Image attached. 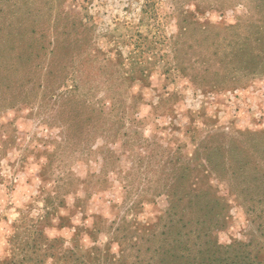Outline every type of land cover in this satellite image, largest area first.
Returning a JSON list of instances; mask_svg holds the SVG:
<instances>
[{
  "label": "rangeland",
  "instance_id": "rangeland-1",
  "mask_svg": "<svg viewBox=\"0 0 264 264\" xmlns=\"http://www.w3.org/2000/svg\"><path fill=\"white\" fill-rule=\"evenodd\" d=\"M190 159L264 252V0H0V260L134 264Z\"/></svg>",
  "mask_w": 264,
  "mask_h": 264
},
{
  "label": "trees",
  "instance_id": "trees-1",
  "mask_svg": "<svg viewBox=\"0 0 264 264\" xmlns=\"http://www.w3.org/2000/svg\"><path fill=\"white\" fill-rule=\"evenodd\" d=\"M212 158L205 159L211 170ZM198 166H203L200 161L185 160L182 166L185 173L177 176L176 181L180 182V178L185 177L186 182L179 190L168 189L165 192L169 198L166 212L170 218L162 225L164 229L156 232L145 227L141 229L142 233L150 230L151 234L136 236L131 240L136 252L133 255L134 264H264V252L253 244V238L229 244H220L214 238V233L224 226L228 203L224 198L225 203H222L221 197L208 196L212 186L199 174ZM201 201H205V204L198 209L197 205ZM199 211L203 212L202 216L197 213ZM55 241L57 238L50 239L41 233L37 242L33 240L37 251L36 264H45L41 254L48 253L53 258L51 264L96 263L88 251H82L84 254L77 253L76 249H69L66 253L55 251ZM149 241L154 243V248L146 246ZM118 260H122V255ZM24 261L11 257L9 260H0V264H23Z\"/></svg>",
  "mask_w": 264,
  "mask_h": 264
}]
</instances>
